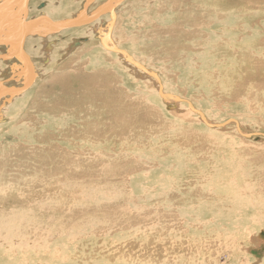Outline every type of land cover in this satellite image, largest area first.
Wrapping results in <instances>:
<instances>
[{
  "label": "bare ground",
  "instance_id": "1",
  "mask_svg": "<svg viewBox=\"0 0 264 264\" xmlns=\"http://www.w3.org/2000/svg\"><path fill=\"white\" fill-rule=\"evenodd\" d=\"M19 1L20 8L16 4ZM204 1L215 7L208 5L206 9L208 13L204 27L208 32L200 34L197 31V37L192 38V45L185 47L188 54L191 51L198 53L194 58L189 57V77L200 76L204 72L215 76V71L221 65L236 59L240 47L251 45L255 32L258 42L264 45V1L261 6H255V10L252 6V11L250 9L245 12L241 11L237 0ZM22 2L4 1L0 9L9 6V9L19 8L20 11L23 8ZM202 4L203 1L198 2L199 7ZM4 10H0V20L7 18ZM30 23H25L28 28L24 27L29 32L32 29ZM114 24H109L110 27L107 25L111 28V35ZM163 30L155 38L148 37L156 41L155 46L160 52L171 51L173 58H176L175 55L180 57L176 54V51H180L177 44H173L177 38L175 28V32L171 28ZM107 37L108 33L102 36V47L108 52V47L120 50L108 46L107 43L112 40L108 42ZM165 39L166 42L169 41L168 45ZM130 42L134 40L130 38ZM12 47L15 51L18 50L17 44ZM25 49L24 44L26 53ZM219 50L224 54L220 55ZM201 51L203 52L200 53ZM15 56L21 57L16 53ZM185 57L179 60V67L184 66ZM130 59L148 71L141 62L131 57ZM102 71L87 77L93 85L91 92L73 94L66 92L65 87L58 84L61 87L58 96L49 99L43 107L40 106L48 110H64L66 102H72L78 108L85 103V116H92L93 120L88 122L83 119L85 116H74L76 121L72 126L80 127L76 128L78 135L75 140L63 139L61 146L50 143L44 148L43 157H37L34 150L28 149L30 152L27 156L20 157L29 162L27 165L18 163L22 166L12 161V148L1 150L0 154H6L4 156L10 158L6 165L0 161V253L3 254L0 264H12V253L16 251L27 255H22L20 260L16 258L13 264H229L233 252L218 250L222 243L214 240V237L223 234L235 222L249 221L251 224V218L243 214L257 212V209L264 211V172L256 180L251 179L249 182L243 179L239 183L240 179H233L221 185H212L205 174L200 173L193 178V170L181 157L172 154L173 151L171 154L163 153L156 162L145 165L141 161L147 151L144 143L149 142L150 147L154 141L151 137L157 136V140L174 139V135L169 137V128L159 126L162 122L158 110L144 99L141 91L134 97L128 92H120L112 73L107 74L110 79L100 87L95 80L103 75ZM70 76L80 84L86 80L83 73L69 69L59 77H54L57 79L52 83L65 82ZM65 85L68 86V83ZM142 91L154 92L147 83ZM36 103L38 104L37 101ZM45 111L52 119V110ZM173 114L174 122L190 121L189 115ZM60 122L65 124L66 119L62 118ZM207 123L212 125L211 128L216 126ZM178 135L182 137L185 133ZM20 146L21 144H17L14 148ZM130 162L134 166L129 165ZM156 168H165L167 171L173 169L174 183L167 189H161L162 183L159 184L156 179L158 182L155 186L159 188V196H148L150 193L145 192L139 198L134 194V188L130 187L132 179H139L143 176L141 172L148 169L156 171ZM163 175L169 176L168 173L159 174L160 177ZM188 176L191 177L188 179ZM13 181L30 188L12 189ZM47 184L49 186L45 187L46 193L38 191L39 185ZM174 185L180 186L172 190ZM127 191L130 194H126ZM260 217L261 225H264V216ZM230 221L232 222L227 225ZM113 237L116 239L115 247L107 248L108 239ZM257 239L264 242V239ZM144 240L148 242L144 243ZM223 257L225 261L221 262ZM236 262L240 264L239 261Z\"/></svg>",
  "mask_w": 264,
  "mask_h": 264
},
{
  "label": "rangeland",
  "instance_id": "2",
  "mask_svg": "<svg viewBox=\"0 0 264 264\" xmlns=\"http://www.w3.org/2000/svg\"><path fill=\"white\" fill-rule=\"evenodd\" d=\"M3 1L8 0H1L0 4ZM199 1H203L201 7L198 5ZM263 1L237 0V3L241 11L245 12L252 6L255 10V6H261ZM205 2L204 0H124L116 6L118 0H28L26 9L23 4L20 11L18 10L20 1L16 3L19 5L16 11L9 9V6L1 8L0 10L7 8L4 11L8 14L7 18L4 17L0 20V153L1 150L12 148V161L22 166L27 165L29 161L21 158V155L27 156L30 151L34 150L33 153L37 157H43L44 148L50 143L61 146L64 142L63 139L75 140L78 135L76 128L80 127L72 126L76 121L74 116H80V118L85 116V103L81 106V102L78 100L81 106L78 108L74 107L72 102L70 104L66 102L65 111L60 108L48 110L41 107L48 103L49 99L58 96L60 85L65 87L66 92L73 94L91 92L93 85L87 77L94 72L104 70L102 71L103 75L95 80L100 87L110 79L107 74L112 73L118 82L117 87L120 92H128L134 97L141 91L140 94H144V99L150 101L151 105L158 110L159 118L164 123L159 126L169 128V137L174 135V139L157 140V136L151 137L154 141L150 147L148 146L149 142L144 143L147 145V151L141 161L145 165L156 162L161 154H171L173 151L172 154L181 157L193 170V178L200 173L205 174L206 179L212 185L217 183L221 185L233 179L235 181L240 179L239 183L244 180L248 182L251 179L256 180L262 171L264 172V137L255 135L264 134V45L258 42L255 32L251 39V45L240 47L236 59L231 63L226 62L225 65H221L222 67L215 71V76L204 72L200 76L190 75L189 77L188 72L191 66L189 57L194 58L198 53L191 51L188 54L186 48L192 45V38L197 37L196 33L208 32V29L204 27L205 16L208 13L206 9L208 5L215 7L209 2ZM107 5L116 6L114 8L115 20H112L111 14L106 11L100 19L89 26L59 32L52 26L53 23L68 24L70 21L80 18L83 13V17L88 16L87 18H89ZM24 12H26V16L23 19ZM29 22H31L32 29L24 44L32 68L26 58L14 56L16 51L12 47L13 44L15 46L17 44L18 47L20 34L24 27H27L25 23ZM112 22L115 24L112 35L110 32L107 37L108 42L112 40L107 43L108 46L127 52L133 60L141 62L148 71H153L160 86L154 81L155 78L152 79V77L136 70L121 55L110 53L102 47L101 38L105 33H108L109 24L111 25ZM154 25L161 29L159 30ZM168 28L173 31L175 28L177 38L173 44L175 46L177 44L180 51L179 53L176 51V54H179L180 57L175 55L176 58H173L170 55L171 51L160 52L155 46L156 41L150 39L155 38V35L161 30L165 31ZM4 29L7 30L4 31ZM18 33L20 34L18 35ZM130 38L134 42H130ZM167 39L170 38L167 37ZM167 39H165V43L168 45ZM127 41L129 42L127 43ZM218 52L220 55L224 54L221 50ZM7 54L10 56H6ZM171 57L173 59L170 60ZM183 57H185L184 66L179 67L181 65L179 60H183ZM69 69L86 76L87 81L81 83L86 88L71 76L65 82L52 83L57 79L54 77H59ZM66 82L69 87L65 85ZM145 83L149 87L152 86L154 92L142 91ZM28 84L30 87L23 91ZM159 89L164 94L188 101L195 110L202 113L207 122L214 125L229 123L223 127H207L197 114L188 109L186 103L167 102L161 98L158 95ZM45 110H52V119L49 118V114ZM173 113L189 115L190 121L174 122ZM86 116L83 118L84 120L87 119L88 122L93 120L92 116L89 118ZM62 118L66 119L65 124L60 122ZM181 132L186 136L180 137L178 134ZM246 135L251 136L247 137ZM17 144H21V146L14 148ZM4 155L6 154H0V161L6 165L9 163L10 157ZM129 165L134 166L131 162ZM157 169L156 171L148 169V171L140 173L143 175L141 178L132 179L130 187L134 188V194L139 198L145 192L150 193L148 196H159V188L155 186L158 181L159 184L162 183L160 184L161 189H167L174 183L173 169L170 171L165 168ZM166 173H168V177L159 176V174ZM253 176L255 177L253 178ZM190 177L188 176V179ZM39 186L38 191L44 193L45 187L49 185ZM178 187L174 185L172 190H176ZM14 188L22 189L30 188V186L18 185L13 181L12 189ZM110 190L115 191L112 188ZM126 194H130L129 191ZM247 213L243 215L251 218V224L249 221L235 222L227 231L224 230L223 234L214 237V240L222 243L218 250L225 249L226 252H233L229 264H236V261H239L240 264H264V242L257 239L258 235L264 232V225H261L262 221H260V216H264V211L257 209V212ZM115 241L114 237L108 239L106 247H115ZM145 242L148 241L144 240ZM199 243L202 246V243ZM22 255L27 254H20L17 251L12 253V264L16 258L20 260ZM233 255L235 256L233 257ZM2 256L3 254L0 253V257ZM221 260L224 262L225 257Z\"/></svg>",
  "mask_w": 264,
  "mask_h": 264
},
{
  "label": "water",
  "instance_id": "3",
  "mask_svg": "<svg viewBox=\"0 0 264 264\" xmlns=\"http://www.w3.org/2000/svg\"><path fill=\"white\" fill-rule=\"evenodd\" d=\"M22 1H23V4H24V9H26V4H27L28 0H22ZM123 1H124V0H118V3L116 4V6H117L118 4H120L121 2H123ZM3 2H4V1H3ZM3 2H2V3H3ZM2 3H1V4H2ZM1 4H0V6H1ZM116 6L112 7V6H108V5H107L106 7L100 9L98 12H96V13L93 14L91 17H89V18H87V19H85V20L82 19L83 16H84V13H83V15H81L80 18H78L77 20L72 21V22H70V23H68V24H65V25H57V24H54V23H53L52 26H53V28H54L56 31H58V32H59V31H66V30L74 29V28H79V27H84V26H87V25H89V24H92V23H94L95 21H97L98 19H100V18L106 13V11H109V13H110L111 16H112V20H114V8H115ZM25 16H26V12H24L23 19L25 18ZM27 28H28V27H27ZM110 32H111V28H109V30H108V35L110 34ZM28 34H29V30H25V29L22 30V32H21V34H20V38H19V42H18V50L16 51V54L19 55V56H21V57H23V58H26V60H27V62L29 63L30 67L32 68V64H31V62H30L28 56H27L26 53L24 52V42H25V40H26ZM103 40H104V39H102V42H103ZM103 44H104V42H103ZM108 49H109L110 52H113L114 54H120L121 56H123V57L125 58L126 62H128L130 65H132V66H133L134 68H136L137 70L144 72L146 75H148V76H150V77H152V78H155V79H156L155 81L157 82L158 86H160V83H159V81H158L156 75H155L154 73H150V72L146 71L141 65H139V64H137V63H135V62H133V61L130 59V56H129L125 51L122 52V51L117 50V49H116V50H113L112 48H109V47H108ZM14 56H15V54H14ZM29 84H30V83H29ZM29 84L23 89V91L26 90V89H28V88L30 87ZM158 95H159L161 98H163L164 100H166V101H172V102H176V103H186V104L188 105V109H189L191 112L197 114V115L200 117V120L205 124V126L210 127V128L212 127L211 124H208V123L205 121V119H204L202 113H200L199 111L195 110V109H194V108H193L188 102H186V101L180 99L179 97H176V96H173V95H170V94H163V93L161 92V89L158 90ZM228 123H229V122H226V123L221 124V125H216V127H223V126H225V125L228 124ZM213 126H214V125H213ZM255 135H258V136L264 137V134H255ZM246 136H247V137H250L251 135H246ZM258 237L261 238V239H264V232H261V233L258 235Z\"/></svg>",
  "mask_w": 264,
  "mask_h": 264
},
{
  "label": "crops",
  "instance_id": "4",
  "mask_svg": "<svg viewBox=\"0 0 264 264\" xmlns=\"http://www.w3.org/2000/svg\"><path fill=\"white\" fill-rule=\"evenodd\" d=\"M13 10H15V8H14V9H12V11H13ZM15 11H16V10H15ZM5 15H7V14H5Z\"/></svg>",
  "mask_w": 264,
  "mask_h": 264
}]
</instances>
